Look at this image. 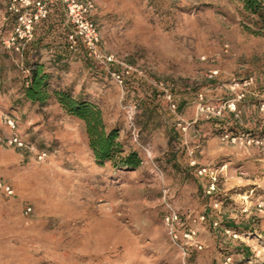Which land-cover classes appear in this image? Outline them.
Returning a JSON list of instances; mask_svg holds the SVG:
<instances>
[{"label":"rangeland","instance_id":"obj_1","mask_svg":"<svg viewBox=\"0 0 264 264\" xmlns=\"http://www.w3.org/2000/svg\"><path fill=\"white\" fill-rule=\"evenodd\" d=\"M94 2L111 61L69 47L62 9L30 47L140 163L98 162L81 119L24 98L0 0V134L10 115L33 148L0 144V264H264V35L239 0Z\"/></svg>","mask_w":264,"mask_h":264},{"label":"built area","instance_id":"obj_2","mask_svg":"<svg viewBox=\"0 0 264 264\" xmlns=\"http://www.w3.org/2000/svg\"><path fill=\"white\" fill-rule=\"evenodd\" d=\"M7 13L12 16V29L3 43L10 48L23 55L25 49L36 39L38 29L44 22L52 18L58 9H62L65 13V23L71 26L66 34V40L69 47L76 50L83 49L85 53L95 60L106 64L112 58L103 54L99 48L100 32L97 24L94 22L92 15L95 9L94 0H4ZM23 74L29 73V68L21 62L20 64ZM117 81L122 83L120 74H114ZM27 83V82H26ZM234 108V103H232ZM3 122L9 129L10 134L3 136L0 134V144L22 149H33L19 134L17 133L18 122L10 116L4 115ZM38 159L47 156L46 151L39 150L36 152ZM200 175H210L215 179V172L207 167H199ZM214 185L212 186V189ZM0 190L6 195L13 194L12 187L4 181H0ZM30 208H28L29 210ZM177 214L172 210L167 220H175ZM174 237H176L174 235Z\"/></svg>","mask_w":264,"mask_h":264},{"label":"trees","instance_id":"obj_3","mask_svg":"<svg viewBox=\"0 0 264 264\" xmlns=\"http://www.w3.org/2000/svg\"><path fill=\"white\" fill-rule=\"evenodd\" d=\"M239 1L242 4L243 11L252 22L251 24H245V28L252 34L264 35V0ZM59 10L53 16L54 18L59 15ZM54 20L59 21L57 18ZM49 27L47 26V29ZM63 30L66 39L68 31L65 27H63ZM42 38V36H39L36 44ZM33 53L34 50L30 45L23 52L27 57L24 65L29 68V73L27 75L23 74L24 98L31 103L43 106L54 96L68 114L81 119L85 123L89 145L98 162H116L119 168L137 167L140 163L137 152L130 151L122 154L123 149L118 140V131L116 129H106L100 108L90 101L74 97L69 90L52 88L50 72Z\"/></svg>","mask_w":264,"mask_h":264},{"label":"crops","instance_id":"obj_4","mask_svg":"<svg viewBox=\"0 0 264 264\" xmlns=\"http://www.w3.org/2000/svg\"><path fill=\"white\" fill-rule=\"evenodd\" d=\"M23 62V61H22ZM10 87V86H9ZM3 98H2V96L0 95V102H1V100H2Z\"/></svg>","mask_w":264,"mask_h":264}]
</instances>
